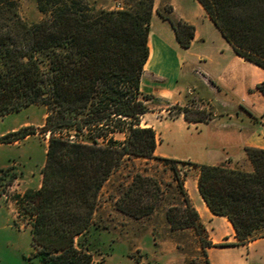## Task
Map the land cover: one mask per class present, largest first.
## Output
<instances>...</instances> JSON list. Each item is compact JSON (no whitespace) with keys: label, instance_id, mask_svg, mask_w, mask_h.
Listing matches in <instances>:
<instances>
[{"label":"trees","instance_id":"16d2710c","mask_svg":"<svg viewBox=\"0 0 264 264\" xmlns=\"http://www.w3.org/2000/svg\"><path fill=\"white\" fill-rule=\"evenodd\" d=\"M17 1L0 0V116L45 104L43 131L50 133L42 185L27 190L21 200L32 217L38 257L30 264H93V252L79 238L92 226L101 188L127 155L155 157V130L139 125L149 110L140 81L150 52L154 0L117 9L96 8L87 0H37L46 17L33 23L21 17ZM199 1L236 53L264 68V0ZM160 15L171 22L180 44L190 46L194 26ZM257 87L264 94V81ZM184 112L195 121L211 115L205 109L185 107ZM116 119L129 130L120 143L112 137L99 142L98 137L106 139L104 134L89 141L63 133H92L110 126L120 130L111 124ZM34 133L35 128L22 126L0 136V142ZM245 151L253 165L250 171L182 161L199 169V191L214 214L231 221L238 238L234 244L264 236V148L247 146ZM172 170L183 206L167 211L171 227L194 228L204 248L234 245L208 240L184 179L177 166ZM5 175L10 176L7 183L16 177L1 168L0 179ZM154 185L150 177L137 173L116 200L117 209L136 218L150 214L158 201Z\"/></svg>","mask_w":264,"mask_h":264},{"label":"crops","instance_id":"0c3cea01","mask_svg":"<svg viewBox=\"0 0 264 264\" xmlns=\"http://www.w3.org/2000/svg\"><path fill=\"white\" fill-rule=\"evenodd\" d=\"M162 1L154 2L150 52L140 81L141 91L162 100L141 118V126L155 130L154 154L252 170L245 147L264 148V94L257 87L264 81V68L236 53L199 0H167L176 20L194 26L190 46H182L172 24L158 13ZM173 104L213 112L208 121L188 120L183 112L168 113ZM198 180L199 172L193 182L186 178L184 187L208 240L236 243L231 221L210 210ZM182 230L192 232L194 228L175 229L174 233ZM171 240L177 247L179 241ZM205 250L210 264H264V236Z\"/></svg>","mask_w":264,"mask_h":264},{"label":"rangeland","instance_id":"374dc122","mask_svg":"<svg viewBox=\"0 0 264 264\" xmlns=\"http://www.w3.org/2000/svg\"><path fill=\"white\" fill-rule=\"evenodd\" d=\"M87 1L96 8L107 9L136 8L139 2V0ZM17 6L21 17L27 23L37 22L46 17V14L39 10L37 0H18ZM172 11L169 2L163 0L158 9L159 15L162 12L176 20L172 16ZM141 93L149 110L162 103L159 97L144 91ZM185 107L196 109L194 106L183 107L173 104L169 106L168 113L173 116L183 112L185 115ZM210 110L212 115L213 109ZM47 111V105L36 103L0 116V136L22 126H31L36 130V133L16 141L0 142V169L8 168L9 174H16L11 183H7L9 175H5V179H0V264L38 262V257L34 255L35 246L31 233L32 217L22 208L21 200L27 190L42 185V171L50 137L49 132L43 131ZM261 117L264 118V113ZM111 124L119 125L120 130H113L110 126L106 128L107 130L95 128L92 133L89 130L78 134L69 130L63 133L75 140L89 141L93 140L91 137L104 134L106 139L103 137L97 139L101 143H107L110 137L118 143L126 140L129 135L128 125L117 119ZM154 156L145 158L127 155L101 188L92 226L79 238L82 244L93 252V264H210L201 237L195 230L174 233L175 229L171 227L167 218L169 209L176 212L175 208L183 206L172 166H177L181 177L184 181L189 178V183L193 182L199 169L182 163L189 160L175 159L179 161L171 162L163 158H174L155 154ZM137 173L150 177L158 194L156 208L150 214L139 218L125 214L116 207V200L132 184ZM172 238L179 241L177 247L172 244Z\"/></svg>","mask_w":264,"mask_h":264}]
</instances>
